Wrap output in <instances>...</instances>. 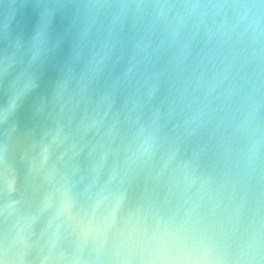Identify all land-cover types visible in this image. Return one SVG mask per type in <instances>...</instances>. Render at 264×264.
<instances>
[{
	"label": "water",
	"instance_id": "water-1",
	"mask_svg": "<svg viewBox=\"0 0 264 264\" xmlns=\"http://www.w3.org/2000/svg\"><path fill=\"white\" fill-rule=\"evenodd\" d=\"M0 264H264V0H0Z\"/></svg>",
	"mask_w": 264,
	"mask_h": 264
}]
</instances>
